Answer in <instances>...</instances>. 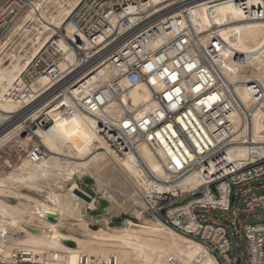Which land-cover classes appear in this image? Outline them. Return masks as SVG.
I'll list each match as a JSON object with an SVG mask.
<instances>
[{"label": "built area", "instance_id": "2783aa9c", "mask_svg": "<svg viewBox=\"0 0 264 264\" xmlns=\"http://www.w3.org/2000/svg\"><path fill=\"white\" fill-rule=\"evenodd\" d=\"M42 1L0 0V46ZM228 2L243 14V21L264 22V0H80L67 19L72 35L65 28L56 30L6 97L25 113L51 93H58L53 104L70 98L73 105L62 116L91 118L95 134L119 159H139L151 183L143 202L152 221L199 244L220 264H264V221L249 222L264 210V143L254 137L253 120L261 112L264 126V69L245 66L246 78L229 82L216 61L229 52L217 26L199 33L189 17V8L205 3L211 17L215 6ZM93 57L113 71L103 83L89 69ZM234 59L245 62L239 55ZM42 79L44 84L38 85ZM121 82L127 88L145 86L151 110L135 117L122 104L120 112L104 113L103 108L119 99ZM236 85L246 88V103ZM34 122L36 130L51 124L46 115ZM23 131L31 132L26 127ZM139 144L155 155L161 176L141 160ZM239 149L245 151L243 157L235 156ZM44 157L40 144L32 145L26 156L32 163ZM26 257L14 250L9 260L0 255V264H40L37 256Z\"/></svg>", "mask_w": 264, "mask_h": 264}, {"label": "bare ground", "instance_id": "6f19581e", "mask_svg": "<svg viewBox=\"0 0 264 264\" xmlns=\"http://www.w3.org/2000/svg\"><path fill=\"white\" fill-rule=\"evenodd\" d=\"M49 1L55 5L56 15L47 18L43 12L45 9L42 11L38 7L37 11L35 9L32 11L30 20L33 25L30 29L15 27L12 31V34L19 37L24 36L18 45L20 50L26 49L28 45L30 48L24 51L23 55L9 54L11 58L7 66H4L2 57L0 58V142L13 132L24 128L26 121L38 120L40 115H46L51 120V124L45 130L33 132V134L41 132L47 151L42 144L40 145L45 149L46 157L37 163L27 159L22 164L21 173L13 172L5 176V180L23 186V189L24 187L31 189L32 193L24 190L26 194H19L7 190L8 187L4 184L0 185L1 259L9 260L15 250L27 254L29 258L26 257V261L35 260L37 256L40 264H80V261L86 264H134V252L137 251L135 257L142 256V259L152 261V264H218L202 246L155 221L136 225L130 220H125L123 223L125 227L121 229L106 230L100 227L93 231L87 227L84 216L87 210L94 209L95 201L86 202L82 199L79 194L88 195L79 189L76 181L93 182L100 193V200L106 201L107 207L111 204L117 206L122 204V201L118 202L117 193L121 198L123 196L124 200L139 204L144 209L143 198L150 192L151 183L136 156L127 155L119 159L113 149L95 134L91 118L83 115L62 116L63 112L73 105L70 98L65 97L57 104H53L58 93H51L30 113H25L21 105L7 99L10 87L17 81L31 59L51 40L56 30L65 28L68 36L73 33L72 26L66 24V21L80 0ZM213 9L214 13L209 17L207 5L203 3L189 8V17L192 27L199 33H205L212 26H217L219 37L229 51L224 58L216 60L221 74L229 82H237L239 78H246L245 66L257 65L258 70L264 69V22L243 21V14L230 2L220 3ZM73 38L77 39V36L73 35ZM60 47L64 49L65 45L60 44ZM237 55L245 57L243 64L234 59ZM68 60L73 61L71 53H68ZM88 66L96 72L93 79L100 83L113 73L103 59L93 57L88 61ZM64 68L65 65L61 64L60 69ZM242 72L245 74L241 75ZM44 82L42 79L38 85H43ZM234 87L239 97L246 103L249 96L246 88L239 85ZM120 88L122 92L119 99L113 100L103 108L104 113L114 110L120 112L122 104L132 110L135 117L143 116L151 110L150 93L145 86L127 88V85L121 82ZM9 120H12L11 124L4 125ZM253 120L254 137L258 142L264 143L262 113L256 112ZM97 148H103L105 151L99 152ZM138 150L141 160L143 159L152 172L161 176L155 155L144 144H139ZM244 153L245 151L239 149L234 154L243 157ZM56 156L61 158L58 159ZM66 180L72 183L64 190L61 182ZM198 184L200 182L196 181L195 186ZM3 192L18 194L24 201L18 200L19 204L12 206L7 203L10 200L7 201L2 196ZM13 210L29 214L35 221L36 230L43 229L46 235L41 236L39 233L24 230L23 236L4 240L2 230L9 225L14 224L18 229H23L17 223L16 217L11 216ZM48 214L56 216L57 220L49 221ZM136 214L138 217L141 215L137 211ZM66 218L77 220L87 230L86 234L83 237H74L60 233L59 228L63 227ZM98 219L100 216L92 217L94 223ZM65 240H71L73 248L62 247L61 244ZM93 255L96 258L93 259Z\"/></svg>", "mask_w": 264, "mask_h": 264}, {"label": "rangeland", "instance_id": "374dc122", "mask_svg": "<svg viewBox=\"0 0 264 264\" xmlns=\"http://www.w3.org/2000/svg\"><path fill=\"white\" fill-rule=\"evenodd\" d=\"M45 1L46 0H43L40 4L41 5L40 9L42 11L45 9V11H43V12H45V16L47 18H49L51 15H53V16H54V14L56 15L57 11H56L55 5H52L49 0H47L48 2L47 1L45 2ZM51 1H54V0H51ZM70 1H73V0H70ZM31 17H32V14L30 15L29 18L31 19ZM30 19L28 21H26L25 23L18 25L17 27H23L25 29H30V27H32V25H33ZM66 24H68V21H66ZM23 39H24V36L19 37L16 34H12V31H11V33L5 39L3 44L0 46V58L2 57L1 59H2V63L4 64V66H7L10 63L9 61H10L12 53H13V55L15 53H16V55L20 54V53L23 55L25 53L24 51H26L27 49L30 48V45L26 46V49L24 48L23 50H20L18 48L19 42L22 41ZM9 54H11V55H9ZM246 73H248V72L246 71ZM244 74H245L244 72L241 73V75H244ZM239 79H241V78H239ZM128 106H129V102H128ZM10 122H12V120L5 122L4 125L8 126L9 124H11ZM31 122H33V121H30V122L26 121L24 123V128L21 129L22 131L17 130L15 132H13L8 138H6L2 142H0V185L4 184L8 187L7 190H11V191H14V192L19 193V194H26V193H24L25 191L27 193H32V191H31V189H28L26 187H24V189H23V186H20L18 184L10 183L8 180H5V176H7L13 172L18 173V174L22 172V169H23L22 164L25 162V160L27 161V159H28V158H26L27 152L29 151V148L32 145L42 144L44 146V141H43V138L41 136V132H37L40 135L33 134V132L36 131L34 125H36L37 123L36 122L31 123ZM25 127L29 128L32 133L30 131H29L30 133L28 132V134L26 132H24L23 130L25 129ZM23 133L25 134L24 136H22ZM44 148H45V146H44ZM46 151H47V149H46ZM56 158L59 159L61 157L56 156ZM66 181L61 182V185H62L61 187H63L64 190H67L72 183V181H67V182ZM75 183L78 185L79 189L82 192L86 193L89 197V200H85L83 197H82V199H84L86 202H91L92 200L95 201L94 209L92 211L87 210V212L84 216L85 221H87V227L89 229L94 231V230L99 229L100 227L105 228L106 230H109V228H111V229L124 228L125 227V225H123L124 222H122L121 224H115V225H112L110 222V220L113 217H117V216L122 215V214L127 216L126 220H130L131 222L135 223L136 225H144L146 223H153V222H151L152 220L149 218V216L144 211L145 210L144 207H142L139 204H134V202H132V201H131L132 202V204H131L130 201L124 200L123 196L121 198V196H119V194H117V193H116V195H118V202L121 203V201H122L123 205L122 204H121L122 206L121 205L117 206L115 204L109 205L110 207H107L104 211H102V213L100 215V219H98V221H96V223H94V221H92V217L95 216V215H93V213L96 212V210H98V207H99L98 200L100 199V193L97 190V188L94 186L93 182H91V181H84V182L83 181L82 182L76 181ZM35 185H38V184H35ZM257 193L258 192L253 191V194H257ZM0 194H1V192H0ZM2 196L5 197L7 199V201L10 200V202H7V203L12 205V206H17L19 204L18 200L24 201V199L20 198V196L18 194L17 195H11V193H9V192H3ZM34 197L39 198L38 196H34ZM137 205H139V206H137ZM136 211L141 213V215L139 217L137 216ZM255 213L258 215H262V216L258 220L250 219L249 220L250 223H257V222L264 221V215H263L264 210L263 211L258 210ZM212 215L214 217H221V213L215 212V211L212 212ZM11 216L16 217L17 223L19 225H21V227L23 229H18L17 226L14 224L9 225L8 227H6L5 229L2 230V238L4 240H9L12 238H18L20 236H23L25 234L24 230H28L34 234L39 233V234H41V236L46 235L45 230H43V229H41L40 231L36 230L35 221H33V219L31 218V216L29 214L18 213L17 211L13 210V211H11ZM224 217H226V216H224ZM105 221H106V223H105ZM86 231L87 230H85L79 224V222L77 220H74L71 218H66V220L64 221L63 227L59 228L60 233L68 234V235L74 236V237H83L86 234ZM61 245H62V247H65V248H73L74 244L71 243V240H65ZM241 246H242V248H241L242 252H244V256H245L244 240H242ZM232 247H233V254L235 255L237 250L234 247V240L232 241ZM134 253H135L134 254V264H152V261H145L144 259H142V256L139 257V255H138L139 258L135 257V256H137L136 255V253H138L137 251ZM42 254H44V252ZM94 258H96V257L93 255V259ZM217 263L220 264L219 260ZM122 264H124V263H122Z\"/></svg>", "mask_w": 264, "mask_h": 264}, {"label": "water", "instance_id": "95a60500", "mask_svg": "<svg viewBox=\"0 0 264 264\" xmlns=\"http://www.w3.org/2000/svg\"><path fill=\"white\" fill-rule=\"evenodd\" d=\"M25 134L23 133L22 136H24ZM86 181H90V180H86ZM79 193V192H77ZM81 195L85 200H89V197L88 196H85L83 194H79ZM98 203H99V207H98V210H96V212L93 213V215L95 216H100L102 211H104L106 208H107V202L104 201V200H98ZM47 219L51 222H55L57 220V217L54 216V215H51V214H48L47 215ZM127 219V216L122 214V215H119L117 217H113L110 222L112 225H115V224H121L122 222H124V220Z\"/></svg>", "mask_w": 264, "mask_h": 264}, {"label": "crops", "instance_id": "0c3cea01", "mask_svg": "<svg viewBox=\"0 0 264 264\" xmlns=\"http://www.w3.org/2000/svg\"><path fill=\"white\" fill-rule=\"evenodd\" d=\"M242 248V247H241ZM242 250V249H241Z\"/></svg>", "mask_w": 264, "mask_h": 264}]
</instances>
